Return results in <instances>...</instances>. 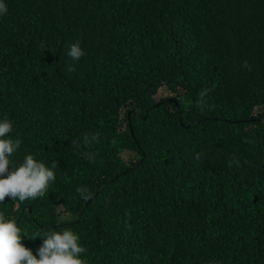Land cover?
I'll list each match as a JSON object with an SVG mask.
<instances>
[{
	"label": "trees",
	"instance_id": "1",
	"mask_svg": "<svg viewBox=\"0 0 264 264\" xmlns=\"http://www.w3.org/2000/svg\"><path fill=\"white\" fill-rule=\"evenodd\" d=\"M5 2L0 119L57 178L0 213L87 264H264V0Z\"/></svg>",
	"mask_w": 264,
	"mask_h": 264
},
{
	"label": "clouds",
	"instance_id": "2",
	"mask_svg": "<svg viewBox=\"0 0 264 264\" xmlns=\"http://www.w3.org/2000/svg\"><path fill=\"white\" fill-rule=\"evenodd\" d=\"M7 12L5 0H0V17ZM67 55L76 61L84 56L79 42L69 46ZM12 131V121L0 119V203L5 197L19 202L42 198L56 181V165L49 166L33 154H25L20 162H15L13 156L19 151L22 141L13 138ZM88 139L85 137L86 143ZM91 140H97V136L93 135ZM77 192L81 198H89L86 188H78ZM38 236L42 237V243L34 254L22 240ZM86 251L78 234L71 230L33 231L29 236L15 219L0 213V264H87L82 256Z\"/></svg>",
	"mask_w": 264,
	"mask_h": 264
},
{
	"label": "rangeland",
	"instance_id": "3",
	"mask_svg": "<svg viewBox=\"0 0 264 264\" xmlns=\"http://www.w3.org/2000/svg\"><path fill=\"white\" fill-rule=\"evenodd\" d=\"M164 94H167V93H165V92H163ZM161 94V92L157 95V96H159ZM164 94H162V95H164Z\"/></svg>",
	"mask_w": 264,
	"mask_h": 264
}]
</instances>
